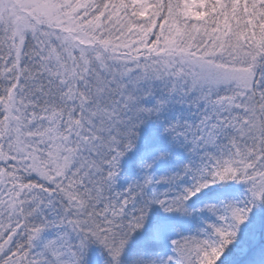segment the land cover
Listing matches in <instances>:
<instances>
[{
    "label": "snow or ice",
    "instance_id": "obj_1",
    "mask_svg": "<svg viewBox=\"0 0 264 264\" xmlns=\"http://www.w3.org/2000/svg\"><path fill=\"white\" fill-rule=\"evenodd\" d=\"M0 264H264V0H0Z\"/></svg>",
    "mask_w": 264,
    "mask_h": 264
}]
</instances>
